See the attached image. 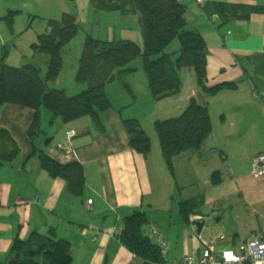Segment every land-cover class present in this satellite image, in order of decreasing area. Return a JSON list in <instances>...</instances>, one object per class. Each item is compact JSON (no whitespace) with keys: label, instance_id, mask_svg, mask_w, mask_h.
<instances>
[{"label":"crops","instance_id":"obj_1","mask_svg":"<svg viewBox=\"0 0 264 264\" xmlns=\"http://www.w3.org/2000/svg\"><path fill=\"white\" fill-rule=\"evenodd\" d=\"M177 1L187 8V29L206 40V86L233 87L210 95L198 84L195 70L186 68L180 71L181 93L157 101L151 97L142 63H131L123 69L129 68L127 73L117 72L106 86L112 108L101 114L104 131H99L91 117L53 120L52 112L42 106L38 110L41 131L35 139L29 131L36 109L0 105V129L7 130L19 148L13 160L0 164V264L10 261L17 238L27 240L35 232L68 240L72 264H144L117 236V228L136 211L147 215L145 233L153 243L158 238L151 234V227L158 228L161 241L169 247V260L203 250L199 235L215 241L222 250L237 247L264 226V197L250 189L255 180L264 184V176H257L254 167L255 157L264 152V0H208L205 5L196 0ZM98 5L97 0H0V72L3 63L14 67L37 63L39 54L32 45L38 36L48 33L49 20H59L65 13L74 14L80 27L84 22L100 28L97 33L96 27L85 29L87 33L78 38L82 47L88 34L103 41L140 43L139 14L103 11ZM10 12L17 15L16 26L21 19L24 28L35 26L39 19L47 26L19 38L6 20ZM40 57L37 64L45 79L50 57ZM64 66L65 61L59 78L48 88L76 95L86 87L76 82L79 63L67 82ZM193 99L209 109L213 132L200 150L174 157L170 168L155 123L179 117ZM139 110L149 120L151 131ZM126 119L139 120L151 138L148 156L131 148ZM68 130L78 134L73 143L79 149L78 162L85 176L81 196L73 195L64 179L53 178L40 161L44 153L68 163L58 149ZM34 149L37 155H33ZM216 172H220L221 182L215 186ZM187 201L193 210L188 221L181 213L182 203ZM229 212H234L239 223L227 233ZM199 219L205 221L201 233L193 224Z\"/></svg>","mask_w":264,"mask_h":264},{"label":"trees","instance_id":"obj_2","mask_svg":"<svg viewBox=\"0 0 264 264\" xmlns=\"http://www.w3.org/2000/svg\"><path fill=\"white\" fill-rule=\"evenodd\" d=\"M98 9L109 12H134L140 15L144 48L132 40L103 41L88 34L79 60L76 82L85 89L76 95L66 90L49 89L48 84L55 82L61 73L64 58L63 48L68 45L80 30L77 17L65 13L59 20H49V31L39 36L32 45L35 54L50 57L46 78L41 76L37 63L22 67L2 64L0 72V105L20 104L39 110L44 106L65 122L91 117L99 129L104 131L101 114L112 108L106 86L118 71L141 58L142 68L147 74L151 97L161 101L176 96L182 91L180 71L192 68L197 75L198 84L210 95H216L233 84L207 87L208 54L205 38L198 32L187 29V8L177 0H97ZM14 12L6 20L12 27ZM179 42V50L168 52L173 42ZM130 136L131 148L148 156L152 141L137 119L124 121ZM39 111L30 128L31 139L40 133ZM155 129L160 140L163 156L172 167L173 158L187 151H198L213 132L209 109L191 100L185 111L177 118L158 120ZM19 148L10 133L0 129V164L13 160ZM33 155H37L36 149ZM40 161L53 178H62L73 195L81 196L85 187V176L81 164L71 161L62 164L44 153ZM220 172L213 177V185L220 183ZM191 202L182 203L183 218L188 221L193 213ZM149 224L147 215L136 211L124 220L118 238L144 264H162L160 248L146 235ZM72 246L66 239L54 240L48 235L32 233L27 240L17 238L12 257L8 264H72Z\"/></svg>","mask_w":264,"mask_h":264},{"label":"built area","instance_id":"obj_3","mask_svg":"<svg viewBox=\"0 0 264 264\" xmlns=\"http://www.w3.org/2000/svg\"><path fill=\"white\" fill-rule=\"evenodd\" d=\"M199 5H205L208 0H196ZM75 130H68L66 140L59 145L58 149L63 158L68 161H78L80 157L79 149L74 145L73 141L77 137ZM254 167L257 176H264V152L259 153L255 157ZM92 204V201H89ZM122 228H117V235L120 234ZM151 234L157 236L155 244L160 248L163 263L162 264H264V226L260 229L252 231L248 238L241 242L237 247L217 249L215 241H206L199 235L204 244L203 250H195L191 254L184 256L179 260H169L166 256L169 247L161 241L159 230L156 226L151 227ZM224 236L221 235L220 240Z\"/></svg>","mask_w":264,"mask_h":264},{"label":"rangeland","instance_id":"obj_4","mask_svg":"<svg viewBox=\"0 0 264 264\" xmlns=\"http://www.w3.org/2000/svg\"><path fill=\"white\" fill-rule=\"evenodd\" d=\"M25 18H28V17H25ZM16 23H17V15L14 14L13 15V22H12V27L11 28L14 31L16 30V33H17L16 36L19 35V38H27L28 35L29 34H33L35 32V30L36 31H42V30H44L46 28V27H44V25L47 26L46 25V21H41V19H39V20H36L35 26L31 27L30 25L27 24V26H25V28H24V25L26 23L24 22V19L23 20L21 19L20 24H19L20 26L17 24V26H18V31H17ZM40 24H42V25H40ZM81 25L82 26L80 27V30H79L77 36L74 37L73 40L68 45H66L63 48L62 54H63V58H64V61H65L64 78H65L66 82L69 79H71L70 73L75 68V66L79 63V60H80V57H81V54H82V51H83V47L81 45H79V43H78V38L81 37V36H83L84 33H87V32H84V31H87V30H85L86 28H92V26L93 27H96V30H95L96 33L100 29L98 27V25H95L93 23H91V24H84V22H82ZM40 27H44V28L41 29ZM88 33H89V31H88ZM105 33H106V30H105ZM38 38H39V36L37 37L36 42L38 41ZM140 40L141 41H140L139 45L142 48H144V42H143L144 40L142 38ZM178 46H179V43L177 41H175V42H173L169 46V48L167 50L168 52L174 53V56H173L174 58H176V55L177 54H175V53L179 49ZM37 56H38L37 57L38 59L36 61L40 65V63H41V61H40L41 59L40 58H42L40 56H42V55L39 54ZM132 63H134V64L142 63V60H141V58H139V59L135 60ZM73 95H75V94H73ZM139 113H140V115H141L144 123L146 124V127H147L148 131H151L152 130V126L149 124V120H147V118H145V116H144V114H142V111L141 110H139ZM261 182H262V180L261 181L260 180H255L253 182L252 186L250 187L251 191L254 192L259 198L260 197H262V198L264 197V184L261 183ZM230 210H231V208L229 210H227V212L230 211ZM229 213L231 215V218L229 220L225 221V226H227L226 227V232L227 233H230L231 232V229L233 228L232 226H234L237 223H239L237 220L235 221V214H234V212H229ZM238 239H240V238H238Z\"/></svg>","mask_w":264,"mask_h":264},{"label":"water","instance_id":"obj_5","mask_svg":"<svg viewBox=\"0 0 264 264\" xmlns=\"http://www.w3.org/2000/svg\"><path fill=\"white\" fill-rule=\"evenodd\" d=\"M217 222L219 221V218L215 219ZM193 224L196 226V230L198 233H201L203 231V228L205 226V221L204 220H195Z\"/></svg>","mask_w":264,"mask_h":264}]
</instances>
